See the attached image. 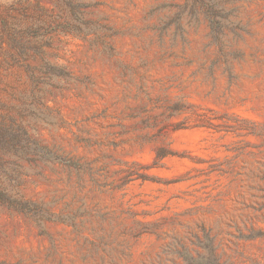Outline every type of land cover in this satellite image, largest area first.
Wrapping results in <instances>:
<instances>
[{"label": "rangeland", "instance_id": "1", "mask_svg": "<svg viewBox=\"0 0 264 264\" xmlns=\"http://www.w3.org/2000/svg\"><path fill=\"white\" fill-rule=\"evenodd\" d=\"M81 1L112 51L55 30L22 62L11 33L63 11L0 0V118L74 164L17 162L13 191L51 221L0 205V264H185L203 230L222 264H264V0H220L223 56L191 0ZM41 59L70 79L34 86Z\"/></svg>", "mask_w": 264, "mask_h": 264}, {"label": "trees", "instance_id": "2", "mask_svg": "<svg viewBox=\"0 0 264 264\" xmlns=\"http://www.w3.org/2000/svg\"><path fill=\"white\" fill-rule=\"evenodd\" d=\"M50 1L54 2L55 7H61L63 17H58V19H62V23L57 24L55 27H43V25L39 24L35 29L11 33L12 38H9L8 44L18 51L22 62H24V55L27 50L33 51L38 56H44L42 49L49 46L48 41H45V36L55 30H60L85 40L89 46L99 43L105 47L108 53L112 51V47L104 42V38L112 36L113 32L109 27L101 25L100 20L91 19V13L87 11L88 8L95 7L96 3L89 4L81 0ZM191 1V14L194 17L198 13L203 14L210 29L212 42L217 47L219 55L223 56L224 44L222 39L224 30L228 29L230 25L228 13L223 9V3L220 0ZM100 33L104 35L101 36L99 35ZM18 37L20 41H16L15 38ZM24 39H32L33 42L23 41ZM2 40L3 37L0 34V53L3 50L4 41ZM41 60L42 66L39 68L24 65V70L34 86L40 83L39 78L36 77L38 74L48 75L49 77L61 76L62 78L70 79L68 73L52 66L44 59ZM14 62L18 61L14 60ZM225 71L228 72V77L230 78L231 74L228 68ZM8 121L9 123H6L4 117L0 118V205L34 222L39 229V234H43L42 224L45 221H51L49 215L40 206L23 200L17 191H13L16 186L21 184L18 174L15 173L19 167L17 162L20 160H26L33 164L38 161L44 163L56 162L67 167L74 164L30 140L21 124H16L11 118H8ZM10 165L13 167H10ZM13 168H16V170ZM5 182H7V185ZM202 232V242L194 236L196 239L195 245L202 249V254L195 252V257H192L187 249L183 247H181V252H177V254L183 259L185 264H222L214 253L212 239L204 230Z\"/></svg>", "mask_w": 264, "mask_h": 264}]
</instances>
